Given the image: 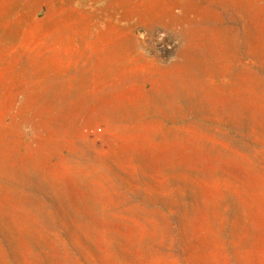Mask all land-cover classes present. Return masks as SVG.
Segmentation results:
<instances>
[{"label": "rangeland", "instance_id": "obj_1", "mask_svg": "<svg viewBox=\"0 0 264 264\" xmlns=\"http://www.w3.org/2000/svg\"><path fill=\"white\" fill-rule=\"evenodd\" d=\"M0 264H264V0H0Z\"/></svg>", "mask_w": 264, "mask_h": 264}]
</instances>
